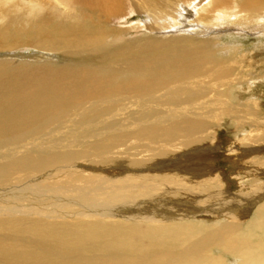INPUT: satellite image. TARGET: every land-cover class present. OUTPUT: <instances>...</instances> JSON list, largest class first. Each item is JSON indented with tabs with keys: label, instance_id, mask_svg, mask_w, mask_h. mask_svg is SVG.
<instances>
[{
	"label": "bare ground",
	"instance_id": "6f19581e",
	"mask_svg": "<svg viewBox=\"0 0 264 264\" xmlns=\"http://www.w3.org/2000/svg\"><path fill=\"white\" fill-rule=\"evenodd\" d=\"M222 16L263 22L264 0H0V264H264V193L243 223L205 167L214 137L193 138L261 109L226 93L246 79L215 60L238 49L181 29ZM62 46L78 58L42 61ZM203 214L216 221H187Z\"/></svg>",
	"mask_w": 264,
	"mask_h": 264
},
{
	"label": "rangeland",
	"instance_id": "374dc122",
	"mask_svg": "<svg viewBox=\"0 0 264 264\" xmlns=\"http://www.w3.org/2000/svg\"><path fill=\"white\" fill-rule=\"evenodd\" d=\"M129 13L131 14L130 17H127L128 22L119 26L129 27L138 21L139 17L136 12L131 11ZM222 18L224 17L222 16ZM108 25L117 26V21H113ZM138 26L131 28L129 31L123 32L120 37H124L125 35L127 36L124 38L141 37V34L147 30H145V26H141L139 24ZM181 29H189L192 33L203 35L208 39H218L220 42L217 43L218 45L216 46H231L233 47L232 49H238L228 50L225 54H223V56L220 55L215 60L216 63L237 60L235 63H232V74L246 79L241 86L239 84L232 86L226 91V93L231 96L232 100L237 104L245 102L249 99H256L261 102V109H259L257 116H244L238 118L233 115L229 116V118H223L221 121L218 119H210L203 123V125H205V130H202V132L198 134V137H193L197 138V144L201 143L199 138L208 137L207 133L211 136L208 138L214 137L215 145L212 149V156L210 155L211 162L208 163L206 160L204 163L205 167L208 169L212 168V171L216 173L219 180V185L214 186L216 187L214 190H224L226 195L228 193L230 194L229 197H235V199L239 201L236 205L239 204L242 211L247 210V215L245 214V220H243V223L246 224L249 220H251V218L253 219L254 216L256 217L259 203L262 199L259 196L264 193V175L262 174L261 169H259L264 168V21L249 24L240 22L237 23L233 21V18H224L215 26H198L196 28L184 27ZM161 37H165V35H161ZM30 49L33 51L36 50L33 48H26L22 49L21 52H25L30 55L29 51L32 52ZM14 51H20V49H15ZM54 51L58 53L56 54ZM42 53L48 54L46 55L47 57L42 58V61L51 63L52 65H62L63 62L60 59H64L65 62H67V60H75L79 56L69 47L64 46L57 50L53 49ZM54 54L58 57L49 58ZM30 59L31 57L26 60L30 61ZM19 60L20 59H15L14 63L22 62V60ZM29 63L35 64L33 61ZM83 100L85 102V99ZM249 108H251V106H249ZM216 109L217 108L215 106L201 107L197 110V112L199 114H213ZM241 109L242 107L237 105V110L239 111ZM239 114L241 115V113ZM243 115L244 114L242 113L241 116ZM116 118L119 119L117 116ZM120 120L125 123V120ZM130 129H132L131 125L127 122L126 132L128 135ZM246 135L250 136L248 138L252 139H245ZM207 143L208 142L201 144L205 146ZM131 144L137 146L136 150H131V153L135 154L136 157L147 154L149 152L148 148H152L150 145L148 148L141 145L137 140H131ZM182 146L183 145H179L178 147ZM236 150H238L237 152H239L238 154L240 155L233 158L235 155L232 154H234ZM192 156H195V153L192 154ZM146 159L153 158L146 157ZM195 164L196 163H194V165ZM206 176L207 175H205V177ZM256 183L262 184V188L257 189V186H255ZM214 187H212V189ZM250 202H252V204ZM219 219L227 220L225 217ZM115 220H124L128 222L138 221L133 218L123 219L119 217H116ZM193 220H203L208 224L216 221V219L212 216L204 214L188 218L187 221ZM178 223H180V221ZM213 250L215 255L220 252L218 248H214ZM223 257H225L228 262L233 261L231 256L225 252H223Z\"/></svg>",
	"mask_w": 264,
	"mask_h": 264
}]
</instances>
